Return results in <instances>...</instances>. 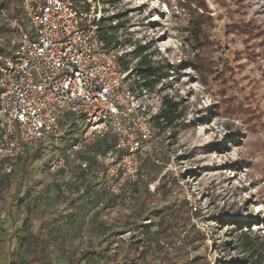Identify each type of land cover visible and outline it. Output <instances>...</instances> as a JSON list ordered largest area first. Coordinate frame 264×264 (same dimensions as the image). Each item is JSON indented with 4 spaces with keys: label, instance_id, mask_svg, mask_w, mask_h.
<instances>
[{
    "label": "rangeland",
    "instance_id": "rangeland-1",
    "mask_svg": "<svg viewBox=\"0 0 264 264\" xmlns=\"http://www.w3.org/2000/svg\"><path fill=\"white\" fill-rule=\"evenodd\" d=\"M91 1L103 11L104 31L118 27L134 87L152 103H177L180 118L168 128L154 121L141 156L146 179L124 184L122 195L107 192L91 170L84 179L74 173L70 201L47 172L44 147L29 162L22 201L11 204L18 170L0 195L13 231L0 227V264L29 258L22 240L40 228L54 264H141V226L159 221L177 264H264V0ZM9 10L0 13L2 33ZM140 47L154 70L166 66L154 89L138 75ZM246 238L259 247L248 251Z\"/></svg>",
    "mask_w": 264,
    "mask_h": 264
},
{
    "label": "built area",
    "instance_id": "built-area-1",
    "mask_svg": "<svg viewBox=\"0 0 264 264\" xmlns=\"http://www.w3.org/2000/svg\"><path fill=\"white\" fill-rule=\"evenodd\" d=\"M18 1L25 24L10 18L0 36L7 51L0 54V180L46 147L48 172L67 196L77 195L74 169L89 172L91 162L100 186L122 195L124 184L146 179L141 156L162 102L134 87L132 70L121 65L124 51L101 40L103 11L91 0ZM7 221L0 211L10 235Z\"/></svg>",
    "mask_w": 264,
    "mask_h": 264
},
{
    "label": "trees",
    "instance_id": "trees-1",
    "mask_svg": "<svg viewBox=\"0 0 264 264\" xmlns=\"http://www.w3.org/2000/svg\"><path fill=\"white\" fill-rule=\"evenodd\" d=\"M197 8L198 7H195V9ZM7 9H10L9 10L10 18H17L21 20L22 24H25L22 21L23 13L19 6L18 0H0V13L2 14L4 10H7ZM198 17H201V14H198ZM100 25H102V21H100ZM1 28L2 27H0V36L10 31L8 23L6 24L5 33H2ZM3 28H5V26H3ZM117 28L118 27H110L108 31H104L101 27L100 38L110 48H117L118 45H120L118 44V42H115V39H116L115 30H117ZM6 53H7L6 48L3 46H0V54H6ZM143 53H144L143 47H140V49H137L133 52V55L135 58L141 57V60L137 66L138 75L139 77L144 78V83H145L144 85L147 86V88L154 89V87H156L162 80L163 78L162 76L167 74V71H164L166 70L164 69L166 68V66L164 65L161 66L159 71L154 70V68L150 65V62L147 61L146 57L144 56L142 57ZM121 65L124 70H129V66L127 63H124V67L122 63ZM135 70L136 69H133L132 72H134ZM177 107H178L177 103L170 101L168 98H164L162 101L161 113L157 117H155V122H157L158 125L160 126L164 125L163 127H167V128L174 125L176 121L180 118ZM41 152H42L41 148H38L34 151H30L26 156L18 159V161L16 162L15 170L12 173V175L16 172V170L19 171V174L16 175L17 176L16 189H15V193L12 198L13 203L11 204H15V202L18 200L19 202L22 201L21 196L23 194V191H24L25 185L27 184V179L29 176V170H28L29 162L32 159L38 160L40 158ZM93 167H94V164H93ZM93 167L91 163L90 171L92 170V172H93ZM74 170H75L74 173L75 172L80 173L79 177L81 179H84L86 175L90 172V171L89 172L81 171L78 168ZM47 172H48V166H47ZM51 176L58 178L56 174L51 175ZM9 177L5 178L4 180H0V195L3 194L4 189L6 187V182L9 179ZM61 192L63 193L62 190ZM63 194L66 197L70 198V201L73 200L74 198V197L67 196L65 193ZM142 197H143V193L139 194L138 201H142L140 209H145L146 198L142 200ZM141 227L143 231H145L143 235L146 238L144 242L145 249L143 250V254H141L140 256V259L143 261L141 264H177L179 263V260H178L179 258H177V256H174V254H172L174 248L172 247L171 244H169L165 240L168 236L167 235L168 227L166 224L163 223V221L155 222L153 224L152 223L145 224ZM24 241L29 242V248H28L27 254H30V257L26 258L23 254H18L17 256L13 255L11 258L10 264H54L51 249L49 248V244H47V238H46L45 232L43 231V228H40V230L35 235H28L27 237H24L22 240V243ZM244 242H245L244 245L247 247L248 251L254 248H255L254 250H256V248L259 247L260 245V244H255L250 238H246ZM189 264H194V261H191Z\"/></svg>",
    "mask_w": 264,
    "mask_h": 264
}]
</instances>
